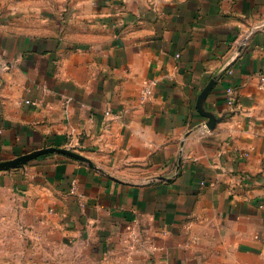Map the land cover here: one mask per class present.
<instances>
[{
  "label": "crops",
  "instance_id": "crops-1",
  "mask_svg": "<svg viewBox=\"0 0 264 264\" xmlns=\"http://www.w3.org/2000/svg\"><path fill=\"white\" fill-rule=\"evenodd\" d=\"M40 4L0 15V161L86 160L0 170V264H264V0Z\"/></svg>",
  "mask_w": 264,
  "mask_h": 264
},
{
  "label": "water",
  "instance_id": "water-1",
  "mask_svg": "<svg viewBox=\"0 0 264 264\" xmlns=\"http://www.w3.org/2000/svg\"><path fill=\"white\" fill-rule=\"evenodd\" d=\"M48 152L65 153V154L70 155L72 157L86 160V158L84 156H82V155H80L74 151L53 146V147H45L42 149H36L34 151H30L28 153H25L23 155H20L18 157L13 158V159L0 161V170L13 168V167H19V166L25 164L26 162H28L34 158H37L38 156L43 155V154L48 153Z\"/></svg>",
  "mask_w": 264,
  "mask_h": 264
},
{
  "label": "rangeland",
  "instance_id": "rangeland-1",
  "mask_svg": "<svg viewBox=\"0 0 264 264\" xmlns=\"http://www.w3.org/2000/svg\"><path fill=\"white\" fill-rule=\"evenodd\" d=\"M68 0H0V15L7 14L8 11H14L19 8L20 11H24L31 4L36 6H42L41 2L46 5L62 4Z\"/></svg>",
  "mask_w": 264,
  "mask_h": 264
},
{
  "label": "built area",
  "instance_id": "built-area-1",
  "mask_svg": "<svg viewBox=\"0 0 264 264\" xmlns=\"http://www.w3.org/2000/svg\"><path fill=\"white\" fill-rule=\"evenodd\" d=\"M260 84L264 86V73H261L259 75ZM157 82L155 80H148L147 83L144 85L142 92H141V98L143 101L148 100L152 98L154 95V90ZM227 99L230 104L234 103V89L232 86L227 88ZM76 181L73 182V186H75Z\"/></svg>",
  "mask_w": 264,
  "mask_h": 264
}]
</instances>
